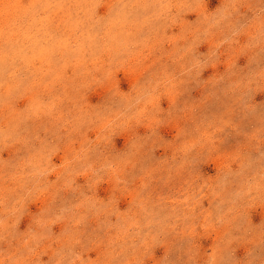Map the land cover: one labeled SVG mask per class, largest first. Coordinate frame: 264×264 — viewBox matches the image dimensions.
I'll use <instances>...</instances> for the list:
<instances>
[{
	"label": "rangeland",
	"instance_id": "obj_1",
	"mask_svg": "<svg viewBox=\"0 0 264 264\" xmlns=\"http://www.w3.org/2000/svg\"><path fill=\"white\" fill-rule=\"evenodd\" d=\"M0 264H264V0H0Z\"/></svg>",
	"mask_w": 264,
	"mask_h": 264
}]
</instances>
